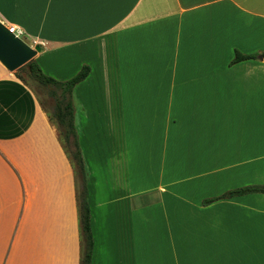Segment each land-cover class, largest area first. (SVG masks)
Masks as SVG:
<instances>
[{
    "label": "crops",
    "instance_id": "1",
    "mask_svg": "<svg viewBox=\"0 0 264 264\" xmlns=\"http://www.w3.org/2000/svg\"><path fill=\"white\" fill-rule=\"evenodd\" d=\"M0 21L47 77L90 68L92 264H264V194L216 200L264 186V0H0ZM0 135V264H80L73 162L1 64Z\"/></svg>",
    "mask_w": 264,
    "mask_h": 264
},
{
    "label": "trees",
    "instance_id": "2",
    "mask_svg": "<svg viewBox=\"0 0 264 264\" xmlns=\"http://www.w3.org/2000/svg\"><path fill=\"white\" fill-rule=\"evenodd\" d=\"M255 58H257V56H243L240 53H237L233 63ZM262 58L264 59V53L262 54ZM25 67L28 69L32 80L49 89V97L54 102L50 117L58 126L64 142V148L73 162L77 182L79 183L78 201L80 225L82 230V255L80 264H92L94 240L91 228V209L88 202L89 175L80 146L79 133L76 127L75 109L72 101L74 89L86 80L89 76L90 68L84 66L73 78L60 82L47 77L34 60L22 68ZM12 85L22 92H25L22 86L14 83ZM25 95L30 98L28 93L25 92ZM6 137L10 136L0 135V138L4 139ZM249 194H264V186L255 185L230 191L216 200L230 199ZM210 202L211 201H208L207 203Z\"/></svg>",
    "mask_w": 264,
    "mask_h": 264
},
{
    "label": "water",
    "instance_id": "3",
    "mask_svg": "<svg viewBox=\"0 0 264 264\" xmlns=\"http://www.w3.org/2000/svg\"><path fill=\"white\" fill-rule=\"evenodd\" d=\"M42 47L29 46L24 40L11 34L0 21V64L9 72H15L33 61Z\"/></svg>",
    "mask_w": 264,
    "mask_h": 264
},
{
    "label": "rangeland",
    "instance_id": "4",
    "mask_svg": "<svg viewBox=\"0 0 264 264\" xmlns=\"http://www.w3.org/2000/svg\"><path fill=\"white\" fill-rule=\"evenodd\" d=\"M7 27H9V25H7ZM23 39H25L24 36H23L22 40ZM34 61H36V60L34 59ZM10 73H12V75L18 77L22 82H24L27 86H29L34 91V93L38 97L41 105L43 106V109L50 116V112L52 110V107L54 105V102L49 97V93H48L49 92V89H47L44 86L40 85L38 82L32 80L31 77H30V75H29L28 69L26 67L25 68H22L21 70L19 69V70L15 71V72H10ZM64 81H67V80H63V81H60V82H64ZM52 121L55 123L54 120H52ZM79 132H80V130H79ZM80 134H81V132H80ZM77 186L79 187V183L78 182H77Z\"/></svg>",
    "mask_w": 264,
    "mask_h": 264
},
{
    "label": "built area",
    "instance_id": "5",
    "mask_svg": "<svg viewBox=\"0 0 264 264\" xmlns=\"http://www.w3.org/2000/svg\"><path fill=\"white\" fill-rule=\"evenodd\" d=\"M11 34L15 35L16 37L22 39L24 36V32L20 29H17L16 27H8Z\"/></svg>",
    "mask_w": 264,
    "mask_h": 264
}]
</instances>
